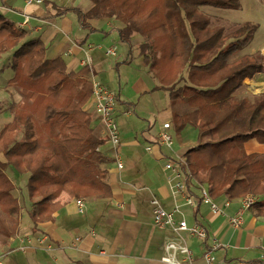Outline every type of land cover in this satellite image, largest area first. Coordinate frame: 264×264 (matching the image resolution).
I'll list each match as a JSON object with an SVG mask.
<instances>
[{
    "label": "trees",
    "instance_id": "1",
    "mask_svg": "<svg viewBox=\"0 0 264 264\" xmlns=\"http://www.w3.org/2000/svg\"><path fill=\"white\" fill-rule=\"evenodd\" d=\"M93 8H57V16L74 13L82 28L89 20H115L119 38L131 45L141 36L140 57L169 91L177 133L191 126L198 144L182 155L187 185L206 186L214 200L259 197L251 209L264 212V154H247L244 144L264 143V100L236 96L240 83L264 74V55L245 54L259 29L246 22L227 32L202 8L241 9L240 0H91ZM12 54L14 88L20 102L9 104L12 122L0 130V241L7 245L21 223V205L8 171L29 175L28 192L34 223L53 220L63 192L70 198H110L107 166L114 158L92 128L86 105L93 94L90 68L69 71L64 58L48 59L44 42L29 40L0 14V58ZM30 98V99H29ZM29 99V100H28ZM14 100V99H13ZM27 102L25 106L24 103ZM130 106L132 104H129Z\"/></svg>",
    "mask_w": 264,
    "mask_h": 264
},
{
    "label": "crops",
    "instance_id": "2",
    "mask_svg": "<svg viewBox=\"0 0 264 264\" xmlns=\"http://www.w3.org/2000/svg\"><path fill=\"white\" fill-rule=\"evenodd\" d=\"M60 1L64 0H44L31 4L29 0H0V14L17 20V24L11 22L17 28L18 24L24 22L25 16H29L30 23L20 29L28 32L29 40L40 39L44 42L48 59L64 58L69 71L85 67L88 45L101 46L90 53L92 65L89 67V79L91 82L97 80L118 94L116 119L118 123L122 121L125 135L129 132L130 137L123 140L121 133V145L115 149L107 138L101 117L89 100L85 108L92 117L93 132L106 140L100 150L114 158L112 164H117V168L106 166L112 197L83 199L86 203L84 215L77 212V199L63 192L57 199L61 206L53 214V220L34 223L30 216L33 203L28 192L29 175L9 170L15 185L14 195L20 204L23 202L24 209L16 236L7 245L0 241V255H5L3 264H163L161 258L166 245L173 241L186 243L190 247L194 255L193 264H206L203 255L207 244L188 233L176 235L169 229L157 228L151 204L152 199L157 198L167 210L176 206L167 183L170 172L166 171L165 165L169 158H180L189 147L197 145L199 131L195 128V133L191 132L192 135L187 138L182 133L188 127L184 132H176L174 115L183 112V107L180 104L172 105L169 91L154 90L159 82L144 62L140 66L134 64L136 49H139L138 58H141L140 46L145 43L144 38L139 36L141 40L136 44H133L134 37L131 45L123 43L118 34L123 25L115 20H89L95 32L84 29L75 14L57 16V8L76 7L88 12L93 8V2L71 0L69 3L72 5L65 6ZM102 36L104 40H100ZM119 44L122 52L118 53ZM109 48H113L117 55H107ZM6 56L9 62L5 67L9 74L0 81L1 91L5 93L0 105V117L7 118L0 120V130L13 120L9 104L21 101L14 88L11 91L7 88L14 73L10 68L12 56L7 54L3 57ZM4 71L2 69V73ZM125 73L132 74L131 79L127 77L126 83L123 82ZM106 74H110L111 78L117 75V86L113 84V78H106ZM146 80H152V85L148 86ZM244 80L250 81L249 78ZM129 82L134 83L139 94L135 102L126 101L122 94ZM236 94L244 97L247 91L239 87ZM166 123L172 124V132H176L172 149L157 145L158 133ZM149 146L152 147L151 152L146 150ZM244 148L249 155L264 154V143L257 139L247 141ZM118 157L124 163L123 169L118 167ZM126 167L128 170L124 173ZM199 188H193L190 193L199 196ZM215 201L223 208L222 215H212L210 207L204 203H198L194 208L182 200L177 204L181 206L188 225L199 223L207 228L208 244L216 239L224 245L214 251L222 264H264V212L247 210L243 225L235 229L227 218L237 213L241 199L231 201L228 207L225 206L226 198ZM78 237L80 241H76Z\"/></svg>",
    "mask_w": 264,
    "mask_h": 264
},
{
    "label": "built area",
    "instance_id": "3",
    "mask_svg": "<svg viewBox=\"0 0 264 264\" xmlns=\"http://www.w3.org/2000/svg\"><path fill=\"white\" fill-rule=\"evenodd\" d=\"M44 0H29L31 3H42ZM30 23V17L25 16L24 22L18 24L19 28H23ZM101 46L90 44L88 45L87 56L84 60V65L90 67L92 65V57L90 53L99 49ZM107 55L116 56L117 53L113 48L106 50ZM93 94L90 99L96 113L101 117L103 125L106 130V135L109 142L113 145L115 149L121 145V132L116 119V111L118 105V94L108 89L106 86L102 85L97 80H92ZM173 125L166 123L162 126L160 132L157 136V145L164 146L166 148L172 149L174 146V138L172 135ZM147 151L151 152L152 147L149 146ZM119 169H123L124 163L118 157L117 158ZM186 166V160L183 157L173 159L169 158L166 162L165 169L170 172L168 176L167 183L169 184V189L171 196L176 202V206L172 210H167L163 207L159 199L154 198L151 201L152 213L154 225L159 229H169L176 235L181 233H188L191 237L200 239L207 244L206 250L203 255V259L206 264H222L218 261L214 254L215 250L224 247L223 244L219 243L216 239H213L209 244V232L206 227L199 223L194 225H188V222L183 218V212L181 206L177 204L180 200L184 203L194 208L198 203H204L210 207L212 215H222L223 208L211 196L208 187L200 186L199 196L190 193L189 187L186 182L184 167ZM259 202V197L248 194L241 199V207L237 213L231 217H228L229 224L235 228L239 229L244 223V214L247 210L251 209ZM231 201L227 200L225 206H230ZM77 212L84 215L86 212V203L84 200H77L76 204ZM21 224H19V227ZM81 238L78 237L76 241H80ZM210 247V250H208ZM5 258L4 254L0 255V264H3ZM264 259V256L262 257ZM194 255L193 251L186 243L182 242H169L166 245L165 253L161 258L163 264H193Z\"/></svg>",
    "mask_w": 264,
    "mask_h": 264
},
{
    "label": "rangeland",
    "instance_id": "4",
    "mask_svg": "<svg viewBox=\"0 0 264 264\" xmlns=\"http://www.w3.org/2000/svg\"><path fill=\"white\" fill-rule=\"evenodd\" d=\"M70 1L71 0H64V1H60V2H61V5L71 6L72 3H69ZM72 1L74 2L75 0H72ZM240 2H241V9H239V10H225V9H219V8H213V7L202 8V11L204 13H206L212 17L214 25L224 26L227 32L235 30L240 24H243L246 22H250L252 24H257L259 26V29L256 32L254 39L251 42L250 46L248 48H246L243 52L238 54L234 58V60L239 59L240 57H242L245 54H258L259 53V54L264 55V52L262 51V47L264 46V0H240ZM72 14H74V13H72ZM7 18L6 19L10 22H14L15 24L18 23L17 20L11 19L9 17H7ZM100 40H104V36H102L100 38ZM140 40H141V37L135 36L133 38V44H136ZM117 50H118V53L122 52L120 44H119V46H117ZM137 50L139 51V49H136L134 52V56H135L134 64L140 66L143 64V59L138 58V51ZM10 55L12 56V54H10ZM8 62H9V59L7 56L0 58V81H1V79L4 80L9 74L8 69L5 67V65ZM2 69L5 70L4 73H2ZM127 77L129 79H131L132 74L130 75L129 73H125V75L123 76V79H124L123 82L124 83H126ZM106 78H109V79L113 78L114 79L113 84L115 86H117V82H116L117 75H115V77L113 76L111 78L110 74L109 75L106 74ZM146 81L147 82H145V83L148 86L152 85V83H151L152 80H150V81L146 80ZM248 82H250L251 84H255V85L253 86V88L251 90L247 91V94L244 97L241 94H239V95L236 94L237 97L240 99H243V98L248 99L251 102H253L257 99H263L264 100V74L263 73L259 74L258 76H255V78L251 79ZM1 88H2V85L0 83V105L3 103V97L5 94L1 91ZM122 94L124 95V99L126 101H134V102L136 101V99L139 96L138 92L135 90L133 82L128 83V85L126 86L125 92ZM149 100H150V98H149ZM6 118L7 117H5V116H1L0 120L3 121ZM122 118H123V116H122ZM118 124L120 126V130H121V133L123 135V140H126L127 136H128V138L130 137V133L128 132V135H125L126 131L124 130V125L122 124L121 120H119ZM187 129H185V130H187L185 133H182L185 138H187L188 135H192L191 132L195 133V131H196V129L191 127V126H189ZM175 133L176 132H172L174 140L176 137ZM197 137H198V135H196V138ZM186 141H188V140H186ZM177 143H178V145H180V140L177 139ZM115 167L117 168V164H112V165L110 164L109 165L110 169H113ZM101 168H106V166H101ZM127 170H128V167H126V169L124 170V173L127 172ZM8 174L11 177V173L8 172ZM20 205H21V208L23 211V209H24L23 202ZM5 264H6V262H5Z\"/></svg>",
    "mask_w": 264,
    "mask_h": 264
},
{
    "label": "bare ground",
    "instance_id": "5",
    "mask_svg": "<svg viewBox=\"0 0 264 264\" xmlns=\"http://www.w3.org/2000/svg\"><path fill=\"white\" fill-rule=\"evenodd\" d=\"M262 51L264 52V46L262 47ZM255 84H251L250 82H248V80H243L239 87L242 89V90H251L253 88Z\"/></svg>",
    "mask_w": 264,
    "mask_h": 264
}]
</instances>
